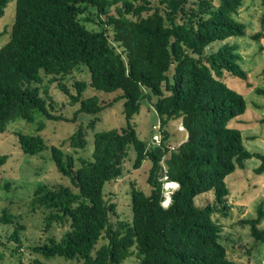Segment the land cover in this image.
I'll return each instance as SVG.
<instances>
[{"label": "trees", "instance_id": "1", "mask_svg": "<svg viewBox=\"0 0 264 264\" xmlns=\"http://www.w3.org/2000/svg\"><path fill=\"white\" fill-rule=\"evenodd\" d=\"M9 1L0 0V19ZM245 1L160 0V7H154L151 0H17L10 39L0 48V134L16 119L34 122L35 112L54 122L101 114L105 106L97 97L82 99L88 87L84 82L74 84L76 95L60 85L72 105H79L73 119L53 114V102L42 96L45 77L64 78L81 65L91 74L90 87L122 91L118 98L125 100L127 123L125 129L95 134L92 160L77 164L64 146L51 147L58 172L71 186H40L32 203L48 212L47 228L69 224V230L59 241L32 247L33 252L69 262L63 264H123L136 246L141 264H238L228 256L215 216L228 217L230 175L252 158L261 161L255 173H264V155L247 150L242 132L229 126L246 113L247 101L223 80L226 74L247 79L238 46L228 41L246 36L247 24L236 17ZM214 44H220L218 50L208 52ZM148 89L158 98L162 132L161 142L151 146L132 125ZM177 120L187 139L174 148L166 127ZM15 135L26 155L47 149L39 134ZM86 138L79 127L68 148L87 149ZM130 145L136 169L146 159L152 163L151 191L146 194L132 184V221L112 224L115 205L106 200L104 187L122 176ZM7 159L0 153V165ZM166 183L179 185L168 206L163 204ZM207 193L213 194V204L197 206L196 199ZM2 221L12 219L5 215ZM263 222L260 205L257 217L242 224L264 244ZM13 238L19 241L17 232ZM102 238L107 243L97 248Z\"/></svg>", "mask_w": 264, "mask_h": 264}, {"label": "rangeland", "instance_id": "2", "mask_svg": "<svg viewBox=\"0 0 264 264\" xmlns=\"http://www.w3.org/2000/svg\"><path fill=\"white\" fill-rule=\"evenodd\" d=\"M151 1L154 7H160V0ZM16 2L17 0L9 1L4 16L0 19V48L10 39L16 18ZM88 16L87 14L82 19ZM90 16L95 18L96 15ZM236 17L247 24L246 36L228 41L238 46L240 63L247 73V79L233 78L226 74L223 80L230 88L245 97L248 106L246 113L233 120L229 126L242 132L247 150L264 155V92H258V90L264 91V0H246ZM86 25L88 28L98 29L94 24L86 23ZM258 34V39L253 38ZM219 45H212L208 52L217 51ZM77 82L88 84L82 99L97 97L100 104L105 106L101 114L83 113L78 115L76 122H54L46 120L35 112L34 122L16 119L8 125L4 133L0 134V153L8 156L6 163L0 165V264H33L34 261L45 264L69 263L60 257L46 259L31 250L32 247L45 244L52 238L59 241L69 230V224H54L51 228H47L45 217L48 212L43 208L35 207L32 203L35 191L40 186L50 188L59 185L71 186L70 180L58 172L51 158V147L64 146L79 164L82 159L92 160L95 134L127 127L123 114L125 100L118 98L122 95V91L106 93L90 87L91 74L85 65H81L79 69L64 78L59 77L56 80L50 76L44 78L42 96L53 102V114L68 119L74 118L79 105H72L71 98L60 85H64L72 95H76L77 88L74 84ZM146 95L141 101L140 113L133 118L132 125L138 138L151 146L153 142L156 144L161 142L162 132L155 108L158 98L150 89L146 90ZM40 126L42 130L38 132ZM81 126L87 136L88 148L69 149L70 137ZM166 130L170 135L168 143L174 148L187 139L181 120L171 122ZM15 133L39 134L45 139L47 149L38 155H26L21 150ZM135 161L136 153L130 145L123 164L122 176L118 180L106 183L104 187L106 200L109 204L115 205V214L111 215L112 224L128 220L131 223L132 184H137L138 189L146 194L151 191L147 182L152 167L150 159H146L138 169L134 167ZM260 165L259 159L252 158L245 163L244 169H237L227 178L230 190L228 217L219 214L215 216L221 225V241L228 256L238 264H264V244L256 242L251 237L250 226L242 224L244 220L257 217V209L260 205L264 210V173L262 175L255 173V169ZM170 184L176 185L172 191L178 189L177 184ZM165 187L167 185H164ZM169 195L170 193L165 194L166 206L170 204ZM213 202L212 193L200 195L196 199V204L200 207H206ZM5 215L11 217V223L2 221ZM260 227L264 229V222ZM15 232L19 241L13 238ZM106 243L107 241L102 238L96 247ZM123 264H141L136 246L131 248V255Z\"/></svg>", "mask_w": 264, "mask_h": 264}, {"label": "water", "instance_id": "3", "mask_svg": "<svg viewBox=\"0 0 264 264\" xmlns=\"http://www.w3.org/2000/svg\"><path fill=\"white\" fill-rule=\"evenodd\" d=\"M164 189L166 193H172V188L165 187Z\"/></svg>", "mask_w": 264, "mask_h": 264}, {"label": "bare ground", "instance_id": "4", "mask_svg": "<svg viewBox=\"0 0 264 264\" xmlns=\"http://www.w3.org/2000/svg\"><path fill=\"white\" fill-rule=\"evenodd\" d=\"M165 185H166V184H165ZM175 186H176V185H174V184H173V185H171V184H168V186H167V187H168V188H172V189H173V187H175Z\"/></svg>", "mask_w": 264, "mask_h": 264}, {"label": "clouds", "instance_id": "5", "mask_svg": "<svg viewBox=\"0 0 264 264\" xmlns=\"http://www.w3.org/2000/svg\"><path fill=\"white\" fill-rule=\"evenodd\" d=\"M168 184H170V183H166V185L168 186ZM175 184H177V183H175ZM177 186L179 187V185L177 184ZM173 192V191H172ZM166 194V193H165ZM166 201V200H165ZM164 201V202H165ZM170 202H171V199H170ZM164 204V203H163ZM164 206H166L165 204H164Z\"/></svg>", "mask_w": 264, "mask_h": 264}]
</instances>
